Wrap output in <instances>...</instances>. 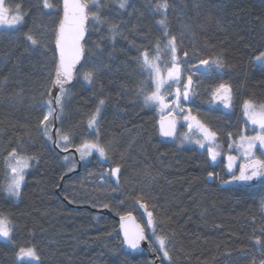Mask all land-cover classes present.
<instances>
[{"label":"trees","instance_id":"16d2710c","mask_svg":"<svg viewBox=\"0 0 264 264\" xmlns=\"http://www.w3.org/2000/svg\"><path fill=\"white\" fill-rule=\"evenodd\" d=\"M50 2L53 9L38 10L32 5L39 0H6L26 12L31 8V14L19 30L0 31V215L14 228L11 242L0 240V264H26L17 260L22 246H34L40 264H156L157 259L161 264L154 237L145 253L124 251L116 217L131 213L144 224L139 204L153 212L156 235L167 238L170 264H260L264 255L255 238L264 239V186L220 184L218 176L231 179L223 159L216 164L207 150L163 140L158 129L163 114L144 103L141 89L150 93L153 86L136 58L138 49L152 51L164 31L158 22L166 19L167 30L177 38L184 79L192 75L190 99L183 103L227 148L248 129L244 101L264 104V70L254 61L264 51V0H129L123 10L119 0H101L106 23L92 31L85 47L93 59L96 45L104 48L108 67L95 86L76 81L70 87L63 127L79 125L75 144L95 139L87 118L103 98L98 131L115 148L109 159L94 155L73 172L62 148L44 137L39 125L49 99L41 94L52 91L54 31L62 16L61 0ZM164 2L166 12L156 11ZM113 25L121 33L114 41ZM29 30L47 47L29 48L24 37ZM217 57L224 62L221 69L200 65ZM221 84L232 89L229 111L215 107L213 92ZM12 148L37 157L29 161L19 198L6 192L5 159ZM117 166L118 183L102 185L99 176ZM209 171L216 174L212 179Z\"/></svg>","mask_w":264,"mask_h":264},{"label":"snow or ice","instance_id":"6c2138e0","mask_svg":"<svg viewBox=\"0 0 264 264\" xmlns=\"http://www.w3.org/2000/svg\"><path fill=\"white\" fill-rule=\"evenodd\" d=\"M53 7L54 4L50 0H39V3L32 5V8L38 10H50ZM118 7L121 10L130 7L129 0H119ZM168 7V3L164 2L157 4L155 10L158 12H166ZM62 13L63 15L59 19L54 31V75L50 81L52 87L58 89V93L53 96L51 89H46L45 93L41 94L42 96L45 94L48 95L49 99L46 101L47 112L39 121L40 132L65 152L69 150L70 146L74 147L76 152L80 154L81 159L96 153L99 157L107 160L109 159V153L114 152L115 146L111 141H104L98 131V126L102 119V110L105 106V99L99 98L94 110L88 114L87 128L93 130L95 139H81L79 144H75L74 140L78 134L79 125L69 126L67 129L63 127L65 108L70 103L72 95L69 86H74V81H82L84 85L95 86L101 74L108 67L102 58L104 48L99 44L96 45L97 52L95 59L86 56L84 49V44L88 42L86 36H91L92 31L99 32L101 26L106 23L105 20L101 19V0H91V3H89V0H62ZM30 14L31 8L26 12L20 4L11 7L7 5L6 0H0V27L17 28L19 26V28H22L26 17ZM158 23L164 28L160 39L156 42L152 51H149V48L138 49L136 62L140 65L143 72L148 73V81L153 86L150 93H144L143 89H141V94L144 95V103L145 105L159 107L162 113L167 110V117L162 116L159 121V129L162 136L171 137L175 134L177 121V116L174 113H183L184 108L181 105V99L185 101L190 99L189 86L192 84V75H188L187 82L183 84V91L179 86L176 87L175 93L170 91L173 83L177 85L181 84L180 61L177 57L178 42L177 38L172 36L167 30L166 19H161ZM89 24L92 25L91 30L88 27ZM109 32L111 34L110 38L113 41L117 35L121 34L116 25H113L109 29ZM24 37L25 42H30L29 48L33 50L47 47L43 39L34 36L31 30L25 32ZM162 41H166V43H163V48L171 56V66H166V76L162 74V69L159 64ZM131 43L135 47V41L133 40ZM152 52H155V55H152ZM113 55V52H108L109 59ZM184 56H187V52L184 53ZM254 61L264 70V51L259 52L254 57ZM200 65L205 66L209 70L212 69L213 65L217 69H221L224 67V62L220 57H217V59L211 62L207 59L201 60ZM82 69L87 70L81 71ZM194 70L199 71V66H196ZM189 71H193V69ZM231 92L232 89L229 85L221 84L213 92V97L222 98L225 102L224 106L227 108L231 104ZM173 95L174 99L169 102L166 97ZM243 113L251 125L257 126L258 131L255 132V135L240 136V143L236 147L241 150V156L245 162L239 165V174L237 175L233 169L236 166L235 162L240 157L228 155L227 167L228 171L232 173L231 181H223V183L258 181L260 185L264 186V104L257 105L254 101L245 100L243 103ZM183 119L194 122V124L189 123L188 127L190 130L195 127L200 135L193 142L201 149H204L207 145L208 157L212 162H215L220 155V152L216 150L219 147L216 144L217 132L190 114L185 115ZM56 121L60 122L59 126L56 125ZM54 127L56 129L55 139L51 130ZM228 135L231 137L232 134L229 133ZM184 139L191 140V137L186 134ZM181 142L183 143V141ZM257 146L259 154H257ZM228 147L232 149L234 144L229 143ZM68 159L69 157H64L65 161ZM30 160H37V157L21 155L16 148H12L8 153L5 159L6 179L8 180L6 192L8 195L13 197H19L21 195V188L25 180V169L29 167ZM71 170L70 168L69 171ZM120 172L121 169L117 166L110 169L108 175L117 177L118 179ZM215 175L214 171L207 173L209 179H212ZM137 203H140L139 199ZM140 206L147 212V225L153 229L152 235L149 236L146 234L144 229L138 225L130 230L121 223V229L124 234L123 242L130 250L135 251L140 248L141 242L153 241L154 237V244L158 247H154L153 250L162 253L160 257L161 264L164 261H169L170 264L171 257L168 251L167 238L164 235H156V223L153 218V212L147 211V207L144 204ZM129 216H131V213H129ZM123 220L124 217H121V221ZM13 230L14 228L10 218L0 215V237L11 242L13 239L11 235ZM255 243L261 249L262 255H264V239L257 236ZM17 260L26 262V264H30L32 261L40 264L41 257L34 246H22L18 249ZM260 264H264V259L260 261Z\"/></svg>","mask_w":264,"mask_h":264},{"label":"rangeland","instance_id":"374dc122","mask_svg":"<svg viewBox=\"0 0 264 264\" xmlns=\"http://www.w3.org/2000/svg\"><path fill=\"white\" fill-rule=\"evenodd\" d=\"M12 14H15V13H12ZM17 27H19V26H17ZM13 29H15V28L0 27V31H1V30H13ZM177 57H178V56H177ZM159 64H160V67H161V69H162V74L166 76V74H167V67H170V66H171V56H170V54L167 52L166 49H164V50L162 51V53L160 54V61H159ZM166 66H167V67H166ZM180 68H181V83H182L183 81H184V83H186V82H187V79H184V74H183L184 72H183V67H182L181 63H180ZM178 86L180 87V85H177V84L173 83L172 86H171L170 91H171L172 93H175L176 87H178ZM166 87H167V86H166ZM189 88H190V90H191V85L189 86ZM190 90H189V95H190ZM182 91H183V90H182ZM166 98H167V100H168L169 102H171V101L174 99V95H173V96H167ZM183 102H187V101L181 99V105H182L183 108H184V112H183V113H174V114H176V115L178 116V118H179V125H180V127H181V130L179 131V133H178L176 139L174 140V142H175L176 144H178L179 146H182V147H183V146H185V147H195V148L201 149L197 144H195V143L193 142L196 138L199 137V135H200L199 132L195 129V127H193L192 130H190L189 127H188L189 123H193V124H194V122H193V121H186V120L183 119V117H184L185 115H188V114H189V110H188V108H186V106H185V104H184ZM150 107L156 109L160 114H163V116L168 114V113H167V110H165V111L162 113V112L160 111L159 107H157V106H155V105H151ZM224 109H225L226 111H229L230 106L227 107V108L224 107ZM190 115H191V114H190ZM191 116H192V115H191ZM245 120H246L247 125H248V129H247V131H248L250 134H248L247 131H246V132H244L243 135H255V132L258 131L257 126H253V125H251V124L247 121L246 117H245ZM186 134H187L189 137H191V140H185V139H184V137H185ZM181 141H183V143H182ZM239 143H240V138H239V140H238L237 142L233 143V144H234V147H233L232 149H229V147L226 148L223 144L221 145V144L216 140V144L219 145V147H218L216 150L220 152V155L217 157V160L215 161L216 164H217V163H220V162L222 161V159H223V160L225 161L226 169L228 170V167H227V165H228V160H227L228 155H233V156L240 157V159H238V160L235 162V165H236V166H235L234 169H233V171L235 172V170L237 169V167H238L241 163H244V162H245L244 159H243V157L241 156V150H239V149L236 147V145H239ZM206 148H207V145H206V147H205L204 149H201V150H206ZM257 154H259L258 146H257ZM94 155H97V156L99 157V155L96 154V153H93V155H91V156H86V157H84L83 159H81L79 153H78V158H75V154H73V153H72V154H69V155L67 154V155H64V157L67 156V157H69V159H68L67 161L64 160V162L68 164V166H69L68 168H69V169H70V168L72 169L70 172H73V171H76V170L78 169V167H79V163H78V161H79L80 163L88 162V161L91 160V158H92ZM99 158H100L101 160H105L104 158H101V157H99ZM73 165H74V167H73ZM29 169H30V165H29V167H28L27 169H25V179H26V174H27V172L29 171ZM69 169H68V170H69ZM108 172H109V171H108ZM108 172H106L105 174L99 176V182H100L102 185H106V186H108V183H110V182H111V183H118V179H117V177L109 176V175H108ZM228 172H229V171H228ZM229 173H230V172H229ZM230 174L232 175V173H230ZM217 179H218V181L220 182V184H221V183L224 184L223 181H227V180H222V179L220 178V176H218ZM228 181H231V179H229ZM6 182L8 183V180H6ZM24 183H25V180H24ZM24 183H23V185H24ZM23 185H22V187H23ZM224 185H225V184H224ZM21 189H22V188H21ZM9 196H10V195H9ZM10 197H13V196H10ZM13 198H19V197H13ZM11 235H12V234H11ZM0 240L5 241V242H9L8 240H5V239L2 238V237H0ZM11 241H12V240H11ZM33 262H35V261H32V262H30V263H33Z\"/></svg>","mask_w":264,"mask_h":264},{"label":"water","instance_id":"95a60500","mask_svg":"<svg viewBox=\"0 0 264 264\" xmlns=\"http://www.w3.org/2000/svg\"><path fill=\"white\" fill-rule=\"evenodd\" d=\"M61 6H62V0H61ZM63 15V13H62ZM90 25H88L89 29H90ZM88 39V36H86V40ZM83 43V42H82ZM84 49H85V54H86V47H85V44H84ZM77 67H79V65H77ZM74 84L76 83V81L73 82ZM69 87H72V86H69ZM52 95H56L58 93V89L56 88H53L52 87ZM231 97H232V92H231ZM224 100L220 97H215V107H223L224 106ZM168 115V114H167ZM167 115L163 116V117H167ZM176 115V114H174ZM177 116V115H176ZM162 118V117H161ZM160 118V119H161ZM160 121V120H159ZM159 121H158V129H159ZM56 125L58 126V121H56ZM55 127L53 128V137L55 139ZM178 131H179V122H178V117H177V121H176V128H175V134L171 137H165V136H161V138L165 141H173L176 139L177 135H178ZM159 133H160V129H159ZM55 147L58 148L56 146V144L54 143ZM60 152L62 154H66L67 152L63 151V150H60ZM70 152H74L76 155L78 154V152H76V150L72 149L70 150ZM238 174H239V171H238ZM238 186L240 187H252V186H255V185H258L260 184L258 181H252V182H235ZM251 185V186H250ZM141 204L138 205V209L144 219V224H142L141 222H139L138 218L136 217L135 214H131V216H129V214L127 215H124V216H121V217H124V220L121 221V217H116V220L119 224V232H120V235H121V239H122V242L124 241V234H123V230L121 229V223H123L125 225L126 228L128 229H134L137 225L141 228L144 229L145 233L148 234V232L152 231L153 229L150 228L148 225H147V220H148V217H147V212L144 210V208H141L140 206ZM145 205V204H144ZM147 207V206H146ZM147 211L148 208H147ZM154 218V221L156 223V219L155 217L153 216ZM149 245H150V242L149 241H143L141 242V246L139 249L135 250V251H132L130 250L127 245L123 242V248H124V251L127 252V253H130V254H140V253H145L148 249H149ZM156 264H159V260L157 259L156 261Z\"/></svg>","mask_w":264,"mask_h":264}]
</instances>
